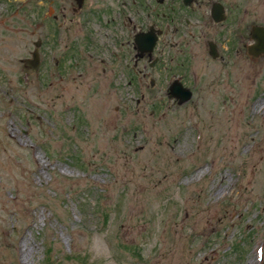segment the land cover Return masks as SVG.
Segmentation results:
<instances>
[{
	"label": "rangeland",
	"instance_id": "1",
	"mask_svg": "<svg viewBox=\"0 0 264 264\" xmlns=\"http://www.w3.org/2000/svg\"><path fill=\"white\" fill-rule=\"evenodd\" d=\"M18 5L0 0V264H264V56L245 49L264 0H226L224 58L199 27L156 67L63 40L38 71ZM95 29L83 47L106 52Z\"/></svg>",
	"mask_w": 264,
	"mask_h": 264
},
{
	"label": "flooded vegetation",
	"instance_id": "2",
	"mask_svg": "<svg viewBox=\"0 0 264 264\" xmlns=\"http://www.w3.org/2000/svg\"><path fill=\"white\" fill-rule=\"evenodd\" d=\"M18 2L17 14L14 15H17L19 19L17 21L19 31L42 34L34 42L35 50L36 43H39L38 52L41 63L43 62L42 49L46 43L53 48L64 40L67 48L65 56L68 51L69 53L76 51V58L80 62L83 61L84 56L90 55L93 58V54L102 62L113 48L120 49L115 56H111V62H113L112 60L120 57L119 53L123 49L131 46L134 50L138 38L151 34L157 38L153 57L140 50L137 51V55L141 59L143 57L142 60H152L149 66L154 60V66H156L161 61L160 56L153 59L157 48L163 47L164 50L169 48L170 52L178 50L180 36L192 39L195 29L199 27H205L213 34L210 39L205 40L209 56L214 60L221 58L222 55H224L223 58L226 56V26L228 24L226 0H18ZM248 15L249 11L244 9L241 22L243 31L247 27ZM95 23L103 29L104 37L110 42L106 43V52H99V44L102 43L100 40L95 44L98 50L96 52H90L83 47V44L97 31ZM94 37L93 40L97 41ZM191 44L190 42L188 47ZM249 46H245L247 51ZM211 51L215 52L216 58L211 56ZM139 74L142 72L139 71Z\"/></svg>",
	"mask_w": 264,
	"mask_h": 264
},
{
	"label": "water",
	"instance_id": "3",
	"mask_svg": "<svg viewBox=\"0 0 264 264\" xmlns=\"http://www.w3.org/2000/svg\"><path fill=\"white\" fill-rule=\"evenodd\" d=\"M148 39L146 42L141 39H137V49L148 51L149 53H152L154 50V47L156 45V37L153 35H149L147 37ZM252 39L255 41V43L249 47L248 54L250 56H254L256 58H259L264 55V26H255L252 30ZM212 57L216 58L215 52L213 53L211 51ZM38 53H33V59L25 61L26 66L28 67H34L38 69L39 67V59H38ZM171 95L174 97L180 99L179 103L183 104L189 101L192 98V92L189 89H186L182 86V84L177 81L173 84L171 88Z\"/></svg>",
	"mask_w": 264,
	"mask_h": 264
},
{
	"label": "bare ground",
	"instance_id": "4",
	"mask_svg": "<svg viewBox=\"0 0 264 264\" xmlns=\"http://www.w3.org/2000/svg\"><path fill=\"white\" fill-rule=\"evenodd\" d=\"M139 208L136 206V205H134V206H132L131 207V214H137L139 211ZM175 238H178V236H175ZM174 258H172L171 260H170V263H171V261L173 260ZM172 264H179V261L177 260V259H174L173 260V262H172ZM181 264V263H180Z\"/></svg>",
	"mask_w": 264,
	"mask_h": 264
}]
</instances>
